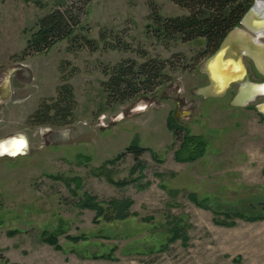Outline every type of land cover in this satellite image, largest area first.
<instances>
[{
  "label": "rangeland",
  "instance_id": "obj_1",
  "mask_svg": "<svg viewBox=\"0 0 264 264\" xmlns=\"http://www.w3.org/2000/svg\"><path fill=\"white\" fill-rule=\"evenodd\" d=\"M70 4L0 0V141H26L21 154L0 157L2 264H264V116L254 110L264 96L235 107L236 88L220 99L195 93L207 83L204 39L154 31L153 14L188 13L172 0H91L76 42L23 54L38 20ZM150 58L166 61L162 82L135 99H107L110 67ZM250 81L264 78L251 69ZM65 83L71 121L34 124ZM186 132L206 141L193 161L179 159L189 153ZM132 141L147 148L138 160L120 156ZM83 193L100 203L129 199L130 214L96 218L77 205Z\"/></svg>",
  "mask_w": 264,
  "mask_h": 264
},
{
  "label": "trees",
  "instance_id": "obj_2",
  "mask_svg": "<svg viewBox=\"0 0 264 264\" xmlns=\"http://www.w3.org/2000/svg\"><path fill=\"white\" fill-rule=\"evenodd\" d=\"M25 1L42 6L44 0ZM69 1L71 2L70 5L63 9L56 8L38 20L37 28L28 38L23 54L43 52L64 39H68L70 43L76 42L77 36L74 33L80 26V15L91 0ZM172 1L187 9L188 13L184 16L166 19L161 18L157 13L153 14L151 18L156 36L159 38L162 36H180L184 40L202 38L210 54L217 49L226 33L239 25L241 17L252 5V0ZM82 39L86 46L91 49L95 48L94 41ZM166 64V61L150 58L142 63L127 60L113 65L106 71L108 79L102 82L107 99L121 103L151 92L157 83L162 82L166 77L164 73ZM74 107L73 89L71 85L65 83L57 88L56 98L42 102L38 106L31 116V120L34 124L65 125L71 121ZM172 128L178 131L183 130L177 124ZM182 146V148L189 147V153L187 157L179 159L193 161L203 154L206 141L201 136H191L186 132ZM144 151H147V148L141 147L136 141H132L120 156L130 153L135 160H138ZM138 167L142 168L143 165L139 163ZM74 181L79 187L80 179L74 178ZM114 183L122 186L126 182L116 181ZM190 196L193 200L195 199L194 194ZM102 203H106L107 206L104 208ZM102 203L98 202L95 196L83 193L77 205L95 210V217H101L103 220L125 219L130 214L129 208L132 201L129 199H111ZM79 238L72 237L71 239L77 241ZM44 240L55 245V248H60L55 236H47ZM2 260L4 257L0 254V264H2Z\"/></svg>",
  "mask_w": 264,
  "mask_h": 264
},
{
  "label": "water",
  "instance_id": "obj_3",
  "mask_svg": "<svg viewBox=\"0 0 264 264\" xmlns=\"http://www.w3.org/2000/svg\"><path fill=\"white\" fill-rule=\"evenodd\" d=\"M264 0H253L239 21L221 40L217 49L200 65L199 71L207 78V83L198 87L196 94L203 98L220 99L237 86L230 104L246 107L259 96L264 82L249 79L244 57H249L257 70L264 76ZM263 103L255 104L256 111L264 116ZM21 154V153H20ZM5 156H12L5 154Z\"/></svg>",
  "mask_w": 264,
  "mask_h": 264
},
{
  "label": "bare ground",
  "instance_id": "obj_4",
  "mask_svg": "<svg viewBox=\"0 0 264 264\" xmlns=\"http://www.w3.org/2000/svg\"><path fill=\"white\" fill-rule=\"evenodd\" d=\"M260 92L264 94V85H262L260 87ZM262 109L264 110V105L262 106ZM21 142L23 144L22 147L20 146ZM25 142H26L25 138H21V137H13V138L6 140V141H0V153L4 152V154L0 155V157L4 156L5 154L12 155V157H13V156H17L18 154L22 153L25 149V146H26ZM25 151H27V150H25Z\"/></svg>",
  "mask_w": 264,
  "mask_h": 264
},
{
  "label": "flooded vegetation",
  "instance_id": "obj_5",
  "mask_svg": "<svg viewBox=\"0 0 264 264\" xmlns=\"http://www.w3.org/2000/svg\"><path fill=\"white\" fill-rule=\"evenodd\" d=\"M252 3H253V0H252ZM263 42H264V38H262L261 39ZM212 54V53H211ZM244 61H245V64H246V67H247V71H248V75H249V79L251 78V69H254L257 73H258V75H260L261 77H263L264 78V76L257 70V68H256V66H255V64L253 63V61L249 58V57H247V56H245L244 57ZM206 77V76H205ZM207 79V78H206ZM260 83H262V82H260ZM233 88H236V92H237V86H233ZM255 101V100H254ZM253 102V101H252ZM252 102H250V103H252ZM249 103V104H250ZM254 110L256 111V109H255V105H254ZM4 154V152L3 153H0V155H3Z\"/></svg>",
  "mask_w": 264,
  "mask_h": 264
},
{
  "label": "snow or ice",
  "instance_id": "obj_6",
  "mask_svg": "<svg viewBox=\"0 0 264 264\" xmlns=\"http://www.w3.org/2000/svg\"><path fill=\"white\" fill-rule=\"evenodd\" d=\"M20 146L22 147V142H21Z\"/></svg>",
  "mask_w": 264,
  "mask_h": 264
},
{
  "label": "clouds",
  "instance_id": "obj_7",
  "mask_svg": "<svg viewBox=\"0 0 264 264\" xmlns=\"http://www.w3.org/2000/svg\"><path fill=\"white\" fill-rule=\"evenodd\" d=\"M22 146H23V144H22Z\"/></svg>",
  "mask_w": 264,
  "mask_h": 264
}]
</instances>
